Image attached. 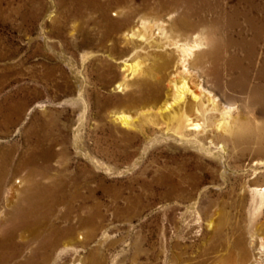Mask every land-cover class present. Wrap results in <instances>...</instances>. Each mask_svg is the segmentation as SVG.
I'll return each instance as SVG.
<instances>
[{
	"label": "rangeland",
	"instance_id": "obj_1",
	"mask_svg": "<svg viewBox=\"0 0 264 264\" xmlns=\"http://www.w3.org/2000/svg\"><path fill=\"white\" fill-rule=\"evenodd\" d=\"M100 3L0 0V151L11 152L13 160L43 152L44 158L31 166L41 171L38 177L44 185L54 184L68 193L93 192L89 204L96 207L107 237L99 232L91 243L95 254L90 264H169L166 257H179V252L186 259L182 264L191 263L187 258L197 257L201 251L203 242L197 239L207 236L210 221L238 226L249 248L251 233L264 234V211L251 223V194L241 195L246 180L260 176L264 184V172L251 170L264 160V155L257 154L259 145L264 149V118L226 86L229 77L224 76L216 86L213 69L224 71V62L214 64L209 54L191 63L192 94L174 107L188 110L197 103L193 118L198 116L203 128L189 126L185 131L203 148L181 140L168 119L150 121L140 115L141 106L160 100L167 92L175 63L173 47L165 50L138 38L128 41L122 52L125 40L118 34L120 44L112 51V41L102 36ZM117 6H111L110 15ZM178 31L173 34L182 39L199 32ZM211 38L213 45L224 44L218 31ZM134 52L144 59V71L130 76L129 87L120 90L117 84L125 73L123 61ZM210 94L217 98L219 109L236 106L237 118L230 120L226 130L216 127L221 110H207ZM19 102L24 103L20 118L6 123L2 114ZM120 110L130 113L131 126L114 120ZM221 151L226 169L218 160ZM29 170L24 168L14 178H24ZM79 205L76 201L75 209ZM79 212L74 210V214ZM175 223L195 226L191 232L179 233L193 248L173 249L172 243L163 240L159 227L168 225L167 234L173 236ZM150 247L154 256L147 260L142 250ZM80 253L84 258L86 252ZM225 257L216 264L242 263L237 252Z\"/></svg>",
	"mask_w": 264,
	"mask_h": 264
},
{
	"label": "bare ground",
	"instance_id": "obj_2",
	"mask_svg": "<svg viewBox=\"0 0 264 264\" xmlns=\"http://www.w3.org/2000/svg\"><path fill=\"white\" fill-rule=\"evenodd\" d=\"M100 1L91 0L95 4ZM100 4V15L104 21L102 36L105 40L112 41V51L118 49L120 44L116 36L118 34L123 35L125 40L122 52L126 51L128 41L138 38L151 40L149 44L159 45L162 49L173 47L175 63L169 74L167 92L160 100L141 106L140 115L148 117L150 121L168 119L174 123V133L181 140L193 144L196 148H203L198 141L188 138L185 131L189 126L203 128L201 119L198 116L193 118V114L198 110L197 103L193 106L191 103L188 110L183 107L176 110L174 107L192 94L189 87L191 63L200 56L209 54L213 61H216L214 64L222 60L224 62V71L213 69L216 86L223 82L224 76L229 77L226 86L239 93L243 100L249 102L253 111L264 118V0H108V3ZM113 4L118 6L110 15L108 11ZM181 29L199 32L194 37L182 39L178 34H173ZM213 31L223 34L224 44L213 45ZM137 49L138 46L135 45L134 50ZM143 61L136 52L130 59H124L125 73L119 79L118 89H127L130 76L142 74ZM207 96L210 105L205 108L210 112L221 110L216 127L226 130L232 124L230 120L237 118L236 106L229 104L219 109L217 98L211 94ZM23 107V102L11 105L7 108L8 112L2 114L3 120L8 123L20 118ZM114 120L125 127L132 124L130 113L125 110L115 112ZM262 124L264 127V121ZM37 141L42 143L39 138ZM15 150L16 148H13L14 152ZM36 152L37 154L33 153L29 157L21 156L18 160H13L11 152L0 151V264H90L95 254L91 243L98 239L99 232L103 233V237H107L106 230L97 219L96 207L89 204L93 199V192L68 193L63 187L44 185L38 177L42 175L41 171L31 166L44 158L43 152ZM257 154L264 155L262 145H259ZM219 156L218 160L226 169L224 152H219ZM27 167H30L28 175L21 179L14 178ZM251 170L255 174L258 171L264 172V160L256 162ZM248 172L246 177L249 176ZM11 175L13 177L8 180ZM259 177L246 180L241 195L245 198L251 194V223L264 211V184L260 182ZM192 182L198 184L197 181ZM76 201H80L77 209ZM74 210L81 212L74 214ZM168 228V225H163L159 230L163 240L172 243L173 249L193 248V244H187L190 240L179 233L186 229L188 232L193 231L194 225L175 223L172 226L175 231L173 236H168ZM206 233L207 236L197 239L203 242L201 251L196 253L197 257L195 255L187 258L192 261L188 264L224 262L225 255L233 252L238 253L241 264H264V234L257 231L251 233L249 242L252 249H249L239 227L228 222L210 221ZM256 248L259 252L253 253ZM81 251L86 252L84 258L80 255ZM179 254V257L175 254L167 256L166 262L182 264L186 259L182 253ZM142 255L147 260L153 258V247L143 249Z\"/></svg>",
	"mask_w": 264,
	"mask_h": 264
}]
</instances>
